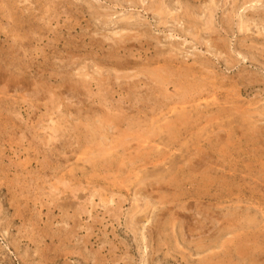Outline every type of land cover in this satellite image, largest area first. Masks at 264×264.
<instances>
[{"label":"rangeland","instance_id":"1","mask_svg":"<svg viewBox=\"0 0 264 264\" xmlns=\"http://www.w3.org/2000/svg\"><path fill=\"white\" fill-rule=\"evenodd\" d=\"M0 264H264V0H0Z\"/></svg>","mask_w":264,"mask_h":264},{"label":"bare ground","instance_id":"2","mask_svg":"<svg viewBox=\"0 0 264 264\" xmlns=\"http://www.w3.org/2000/svg\"><path fill=\"white\" fill-rule=\"evenodd\" d=\"M242 1H243V0H242ZM248 1H249V0H248ZM250 1H251V0H250ZM158 2H160V1H158ZM160 3H161V2H160ZM160 3H159V4H160ZM161 4H162V3H161ZM162 5H163V4H162ZM156 6H157V5H156ZM159 6H160V5H159ZM160 7H161V6H160ZM162 7H163V6H162ZM152 8H153V7H152ZM156 8H157V7H156ZM161 9H162V8H161ZM157 11H160V10L157 9ZM161 12H162V11H161ZM211 12H212V10H211ZM162 14H163V13H162ZM183 16H184V15H183ZM185 16H186V15H185ZM209 22H211V21L209 20ZM117 33H118V32H117ZM121 34H122V33H121ZM123 36H124V35H123ZM123 36H122V37H123ZM118 38H119V37H118ZM126 38H127V37H126ZM117 40H118V39H117ZM126 41H127V40H126ZM116 42H117V41H116ZM119 42H121V41H119ZM119 42H118V43H119ZM116 44H117V43H116ZM116 44H115V45H116ZM119 44H120V43H119ZM120 45H121V44H120ZM116 47H117V46H116ZM118 47H119V46H118ZM121 48H122V47H121ZM110 52H111V51H110ZM112 53H113V52H112ZM110 54H111V53H110ZM113 54H114V53H113ZM164 55H165V54H164ZM108 56H109V55H108ZM116 56H117V55H116ZM116 56H115V57H116ZM159 56H160V55H159ZM125 57H127V56H125ZM162 57H163V56H162ZM107 58H108V57H107ZM110 58H111V57H110ZM112 59H113V58H112ZM108 60H109V59H108ZM113 60H114V59H113ZM113 60L111 61L112 63H114ZM154 60H155V58H154ZM159 60H160V59H159ZM171 60H172V59H171ZM164 61H165V60H164ZM115 62H116V61H115ZM161 62H162V61H161ZM119 63H120V62H119ZM162 63H163V62H162ZM165 63H166V62H165ZM121 64H122V63H121ZM182 64H183V62H182ZM228 64H229V63H228ZM130 66H131V65H130ZM168 66H169V65H168ZM178 66H179V65H178ZM178 66H177V67H178ZM226 66H227V65H226ZM121 67H122V66H121ZM160 67H161V66H160ZM160 67H159V68H160ZM184 67H185V66H184ZM154 68H156V67H154ZM154 68H153V69H154ZM159 68H158V69H159ZM174 68H175V67H174ZM181 68H182V67H181ZM151 69H152V68H151ZM161 69H162V68H160V75H161V72H162ZM176 69H177V68H176ZM190 69H191V68H190ZM110 70H111V68H110ZM192 70H193V69H192ZM195 70H196V69H195ZM193 73H194V72H193ZM88 74H89V73H88ZM155 74H156V73H155ZM157 74H158V73H157ZM132 75H133V74H132ZM153 75H154V74H153ZM133 76H134V75H133ZM194 76H195V75H194ZM99 77H100V76H99ZM104 77H105V76H104ZM118 77H119V76H118ZM156 77H157V76H156ZM171 77H173V76L171 75ZM95 78H96V77H95ZM108 78H109V77H108ZM126 78H127V77H126ZM157 78H158V77H157ZM192 78H193V77H192ZM101 79H102V78H101ZM103 79H104V78H103ZM106 79H107V78H106ZM89 80H90V79H89ZM89 80H88V81H89ZM94 80H95V79H94ZM166 80H167V79H166ZM177 80H179V79H177ZM99 81H100V80H99ZM110 81H111V79H110ZM110 81L108 80V82H110ZM112 81H113V80H112ZM112 81H111V82H112ZM114 81H115V80H114ZM89 82H90V81H89ZM100 82H102V81H100ZM116 82H117V81H116ZM116 82H115V83H116ZM118 82H119V81H118ZM118 82H117V85L120 86L121 83L119 82V83H120V84H119ZM167 82H168V81H167ZM179 82H180V81H179ZM93 83H94V82H93ZM95 83H96V81H95ZM136 83H137V82H136ZM168 83H169V82H168ZM88 84H89V83H88ZM137 84H138V83H137ZM131 85H132V84H131ZM76 86H79V85H76ZM91 86H92V85H91ZM106 86H108V84H107ZM111 86H112V85H111ZM129 86H130V85H129ZM132 86H133V85H132ZM116 87H117V86H116ZM120 87H121V86H120ZM152 87H153V86H152ZM109 88H110V87H109ZM126 88H127V87H126ZM134 88H135V87H134ZM110 89H111V88H110ZM115 89H116V88H115ZM118 89H119V88H118ZM120 89H121V88H120ZM129 89H130V88H128V90H129ZM149 89H150V88H149ZM112 90H113V89H112ZM112 90H111V91H112ZM123 90H124V88H123ZM137 90H138V89H137ZM139 90H140V89H139ZM153 90H154V89H153ZM77 91H78V90H77ZM100 91H101V87H100ZM125 91H127V90H124V92H125ZM155 91H156V89H155ZM105 92H106V91H105ZM121 92H122V91H121ZM129 92H131V91L129 90ZM152 92H153V91H152ZM100 93H101V92H100ZM103 93H104V91H102V94H103ZM133 93H134V92H133ZM140 93H141V92H140ZM140 93H139V94H140ZM149 93H150V92H149ZM158 93H159V92H158ZM105 94H106V93H105ZM142 94H143V93H142ZM144 94H145V93H144ZM144 94H143V95H144ZM146 94H147V93H146ZM146 94H145V95H146ZM159 94H161V92H160ZM159 94H158V95H159ZM128 95H129V94H128ZM104 96H105V95H104ZM104 96H103V97H104ZM138 96H139V95H138ZM140 96H142V95H140ZM147 96H148V95H147ZM156 96H157V95H156ZM156 96H155V97H156ZM105 97H106V96H105ZM122 97H124V96H122ZM130 97H131V96H130ZM134 97H135V96H134ZM152 97H153V96H152ZM164 97H165V95H164ZM174 97H175V96H174ZM143 98H146V97H143ZM157 98H158V97H157ZM160 98H161V97H160ZM177 98H178V97H177ZM108 99H109L108 101L111 102L110 97H109ZM130 99H131V98H129V100H130ZM133 99H134V98H133ZM119 100H120V99H119ZM119 100H118V102H119ZM127 100H128V99H127ZM149 100H150V99H149ZM167 100H168V99H167ZM101 101H102V100H101ZM144 101H145V100H144ZM147 101H148V100H147ZM159 101L161 102V99H160ZM103 102H104V101H103ZM110 102H109V104H110ZM118 102H116V103L118 104ZM132 102H133V100H132ZM134 102H135V101H134ZM136 102H137V101H136ZM149 102H150V101H149ZM152 102H153V101H152ZM155 102H156V101H155ZM157 102H158V101H157ZM105 103H106V102H105ZM119 103H120V102H119ZM124 103H127V102H124ZM137 103H139V102H137ZM141 103H142V102H141ZM147 103H148V102H147ZM168 103H169V102H168ZM168 103H167V104H168ZM170 103H171V102H170ZM100 104H101V103H100ZM100 104H99V105H100ZM111 104H112V103H111ZM167 104H166V105H167ZM113 105H114V104H113ZM120 105H121V103H120ZM140 105H142V104H140ZM154 105H155V104H154ZM122 106H123V105H122ZM126 106H127V105H126ZM147 106H148V105H147ZM157 106H158V105H157ZM163 106H164V103H163ZM169 106H170V105H169ZM105 107H106V106H105ZM129 107H131V106L129 105ZM129 107H128V108H129ZM185 107H186V106H185ZM107 108H108V107H107ZM111 108H112V107H111ZM113 108H114V106H113ZM121 108H122V107H121ZM135 108H136V107H135ZM139 108H140V107H139ZM115 109H116V108H115ZM126 109H127V108H126ZM137 109H138V107H137ZM139 110H140V109H139ZM178 110H179V109H178ZM111 111H112V110H111ZM122 111H123V108H122ZM122 111H120L119 113H122ZM127 111H129V110H127ZM135 111H136V110H135ZM145 111H146V110H145ZM164 111H165V110H164ZM180 111H181V109H180ZM123 112H124V111H123ZM136 112H137V111H136ZM138 112H139V111H138ZM158 112H159V111H158ZM141 113H142V112H141ZM150 113H151V112H150ZM152 113H153V112H152ZM109 114H111V113H109ZM125 114H126V113H125ZM155 114H156V113H155ZM200 114H201V113H200ZM122 115H123V113H122ZM138 115H140V114H138ZM180 115H181V114H180ZM190 115H191V114H190ZM201 115H202V114H201ZM142 116H143V115H142ZM144 116H145V115H144ZM199 116H200V115H199ZM113 117H115V116H113ZM145 117H146V116H145ZM117 118H118V117H117ZM119 118H120V117H119ZM128 118H129V117H128ZM197 118H199L198 115H197ZM110 119H111V117H110ZM121 119H122V118H121ZM129 119H130V118H129ZM133 119H134V118H133ZM200 119H201V118H200ZM105 120H107V119L105 118ZM118 120H119V119H118ZM141 120H142V119H141ZM113 121H114V120H113ZM116 121H117V119H116ZM153 121H154V120H153ZM196 121H197V120H196ZM110 122H111V125H115V126H116V124L114 123L115 121L113 122L114 124H112V121H110ZM148 122H149V120H148ZM157 122H158V121H157ZM178 122H179V121H178ZM211 122H212V121H211ZM108 123H109V122H107V124H108ZM120 123H121V122H120ZM124 123H125V122H124ZM134 123H135V122H134ZM146 123H147V122H146ZM167 123H168V121H166V123H164L163 126L165 127V124H167ZM184 123H185V122H184ZM197 123H198V122H197ZM122 124H123V123H122ZM172 124H173V123H172ZM190 124H192V123L190 122ZM135 125H136V124H135ZM150 125H151V124H150ZM152 125H153V124H152ZM170 125H171V124H170ZM173 125H174V124H173ZM180 125H181V124H180ZM183 126H184V125H183ZM113 127H114V126H113ZM195 127H196V126H195ZM180 128H181V127H180ZM189 128H190V127H189ZM192 129H193V128H192ZM177 130H178V128H177ZM181 130H182V129H181ZM189 131H190V129H189ZM161 132H162V131H161ZM172 134H173V133H172ZM180 134H181V132H180ZM189 134H190V133H189ZM164 135H165V134H164ZM193 136H194V135H193ZM193 136H192V137H193ZM172 137H173V136H172ZM190 137H191V136H190ZM170 138H171V137H170ZM176 138H177V137H176ZM146 142H147V141H146ZM147 143H148V142H147ZM170 144H171V143H170ZM162 154H163V153H162ZM153 156H154V155H153ZM156 156H157V158H158V155H156ZM156 156H155V157H156ZM160 157H161V156H160ZM152 158H154V157H152ZM158 159H159V158H158ZM152 160H153V159L148 160V161H152ZM154 160H155V159H154ZM143 161H144V158H143ZM153 162L155 163V161H153ZM149 163H150V162H149ZM144 164H145V163H144ZM150 164H151V163H150ZM150 164H149V165H150ZM67 180H69V179H67ZM154 183H155V182H154ZM151 184H152V183H151ZM146 185L148 186V183H147ZM152 185H153V184H152ZM141 188L143 189V187H141ZM146 188H147V187H146ZM146 188H144V189H146ZM144 189H143V190H144ZM234 207H235V206H234ZM237 208H238V207H237ZM239 209H240V208H239ZM225 225H226V224H225ZM226 228H227V227H226ZM218 230H219V229H218ZM243 247H244V246H243Z\"/></svg>","mask_w":264,"mask_h":264}]
</instances>
